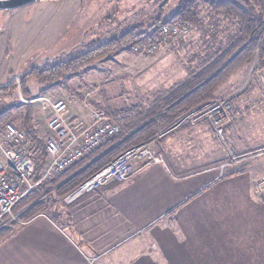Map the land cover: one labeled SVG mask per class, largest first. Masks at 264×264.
<instances>
[{
	"label": "crops",
	"instance_id": "1",
	"mask_svg": "<svg viewBox=\"0 0 264 264\" xmlns=\"http://www.w3.org/2000/svg\"><path fill=\"white\" fill-rule=\"evenodd\" d=\"M16 14L12 11L3 20V31ZM245 71L246 65L237 68L219 90L230 93ZM102 84L95 87L100 103L67 98L70 121H89L90 111L83 106L108 104ZM245 94H228L239 113L225 130L235 153L264 146L256 142L264 133L259 130L264 109L251 113ZM249 98L264 101L261 95ZM247 112L262 117L259 123L252 115L243 120ZM33 115L31 123L40 138ZM168 124L159 126L150 138H158L164 162L147 164L124 181H110L72 199L65 198L70 191L41 195L45 208L26 220L18 219L0 241V264H264V198L253 187L254 178L264 173V158L221 168L227 153L212 137L208 123L163 133ZM26 207L13 213L18 216Z\"/></svg>",
	"mask_w": 264,
	"mask_h": 264
},
{
	"label": "rangeland",
	"instance_id": "2",
	"mask_svg": "<svg viewBox=\"0 0 264 264\" xmlns=\"http://www.w3.org/2000/svg\"><path fill=\"white\" fill-rule=\"evenodd\" d=\"M163 1L40 0L14 8L13 11L17 14L7 22L6 29L0 31V86L7 85L14 77L19 79L22 74L34 65H40L47 61L58 62L77 55L100 42L106 41L108 38L122 33L137 23H143L145 26L150 25L158 16V7ZM208 1L210 0H207L206 3L200 2L196 6L197 14L201 21L199 25H194L187 34L172 40L151 55L141 56L132 52L121 53L118 57L112 55L108 59L101 62L98 61L99 63L94 65L92 70L86 68L80 71L77 76L69 78L66 81V87L60 84L43 93L40 92L38 83L32 79L26 85L31 94L29 97L22 95L20 86L18 88L17 85L19 83L16 82L17 90L15 92L0 96V122L11 121L15 126L23 129L20 117L25 112V106L30 104L32 106V115L34 114L33 116L39 124L40 138L38 139L44 144L48 135L45 119L49 117L50 107L47 102L41 100L30 103L24 102L21 100L19 92L24 99L46 95L61 97L65 101L68 100V97L76 99V92H79L86 100L92 101L96 99V102L100 103L101 101L97 97L99 91L98 89L95 90V87L102 82V85L105 86L104 90L109 97L108 105L111 108L118 110L137 103L148 106L154 97L182 79L197 64L201 56L210 54L218 46L224 45L229 35L236 31L235 22L227 20L222 11L213 10L209 6ZM176 4V0L171 1L164 8L163 15L170 17ZM11 12L7 10L0 12V25L3 15ZM7 16L10 17L9 14ZM107 16L110 17V21L102 23L101 20ZM245 65L246 71L242 81L230 93L224 89L220 91L219 88L233 72L216 88L214 91L215 98L205 100L194 107L206 106L213 101L222 99L230 101L235 116L226 125L223 133L224 141L229 148L225 130L238 118L239 113L234 109L231 102L232 99L228 98V94H231V92L238 95L246 93L243 97L246 98L247 96L245 103H247V107H251V113L264 109V101L249 100L251 95L252 98L257 95L264 96V71L258 67L256 58ZM87 81L88 85H86ZM81 87H85L86 91L80 92L79 89ZM91 108L93 109L94 107L83 106L84 111H91ZM249 112L242 119L247 121V115H252L250 118L259 123V119L263 117L262 128L259 130L264 132V116L259 118L256 115L249 114ZM200 122L208 123L212 137L225 148L224 143L213 136L211 124L207 120ZM167 123L170 125L171 121ZM168 125L162 128L163 133H165L164 131ZM255 125L258 127V124ZM157 132L154 134L155 136ZM150 138L141 143L152 140ZM153 139V142L158 145V138ZM39 140L34 141L38 142L40 149L41 143ZM256 142H264V133L261 136L258 134ZM259 147L262 148L264 146ZM230 150L232 151L231 148ZM232 152L235 153L234 151ZM258 157L264 158V156ZM46 159L47 157L44 163ZM44 163L39 175L43 171ZM51 190L54 195H57L54 193L53 188ZM11 222H16V220L9 221V223Z\"/></svg>",
	"mask_w": 264,
	"mask_h": 264
},
{
	"label": "trees",
	"instance_id": "3",
	"mask_svg": "<svg viewBox=\"0 0 264 264\" xmlns=\"http://www.w3.org/2000/svg\"><path fill=\"white\" fill-rule=\"evenodd\" d=\"M171 1L173 0H164L160 4L158 16L148 26L137 23L122 33L77 55L62 61H47L30 67L19 78L22 95L26 97L31 95L26 85L32 79L40 86L41 93L60 84L66 87V81L69 78L77 76L80 71L94 63L108 59L115 54L131 53V46L135 42L152 34L159 26L169 22L174 17L180 16L191 21L193 25L200 24L196 6L200 2L206 3L207 0H176L177 4L173 13L170 17H165L163 15L164 8ZM208 3L213 10L222 11L227 20L235 22L236 31L229 35L226 43L218 46L212 53L201 56L197 64L182 79L154 97L148 106L137 103L117 110L112 109L108 104L101 107L95 103L94 108L104 109L110 118L115 120L117 116H121L120 131L115 136L101 142L73 165L56 174L51 180L39 182L13 207L16 212L30 204L18 213L19 220H26L43 210L46 202L40 197L43 194L45 197H51L52 188L55 194L64 195L130 147L152 137L159 126L165 125L180 113L200 105L205 100L215 98L214 91L216 88L237 68L251 63L256 58L258 67L264 71V0H210ZM109 21L110 17L108 16L101 20L102 23ZM234 52L235 54L222 68L209 77ZM16 90V81L12 80L7 85L0 86V96L13 93ZM76 94L79 99L83 98L79 92ZM31 117L32 106L27 104L24 114L20 117L22 130L29 139L38 141L31 123ZM39 142L41 144L34 174L35 180L39 179L40 169L47 157L45 144H42L40 140ZM102 151L104 152L99 154ZM82 166L84 167L81 168ZM14 226H16V222L0 226V241L12 232Z\"/></svg>",
	"mask_w": 264,
	"mask_h": 264
},
{
	"label": "built area",
	"instance_id": "4",
	"mask_svg": "<svg viewBox=\"0 0 264 264\" xmlns=\"http://www.w3.org/2000/svg\"><path fill=\"white\" fill-rule=\"evenodd\" d=\"M193 23L180 16L159 26L152 34L146 35L131 46L132 53L151 55L172 40L187 34ZM14 77L19 83V79ZM18 88H19V84ZM22 101L30 103L41 100L48 103L50 114L46 122L48 135L44 144L47 159L39 179H34L38 162L39 144L28 139L26 133L11 121L0 122V226L9 221H19L13 213V207L39 182L49 181L54 175L73 165L80 158L96 148L101 142L115 136L120 131L121 117L110 118L104 109L93 108L90 120L70 121L67 118L68 105L61 97L38 95ZM228 99L213 101L206 106L192 108L178 115L164 132L182 124L194 125L207 120L213 129V136L224 143L227 161L219 165L223 168L229 163H237L258 156H264V147H257L239 154L233 153L224 141V128L235 113ZM165 157L153 140L132 146L109 164L93 173L78 184L66 196L72 199L76 195L94 190L110 181H124L133 172L150 163H162ZM254 191L264 198V173L254 178ZM20 222V221H19Z\"/></svg>",
	"mask_w": 264,
	"mask_h": 264
},
{
	"label": "water",
	"instance_id": "5",
	"mask_svg": "<svg viewBox=\"0 0 264 264\" xmlns=\"http://www.w3.org/2000/svg\"><path fill=\"white\" fill-rule=\"evenodd\" d=\"M36 0H0V9H11V8H16L20 7L23 5H26L28 3H31ZM235 54V52L215 71L213 72L209 77L213 76L216 74L218 70L222 68V66ZM208 77V78H209ZM184 96V95H183Z\"/></svg>",
	"mask_w": 264,
	"mask_h": 264
},
{
	"label": "flooded vegetation",
	"instance_id": "6",
	"mask_svg": "<svg viewBox=\"0 0 264 264\" xmlns=\"http://www.w3.org/2000/svg\"><path fill=\"white\" fill-rule=\"evenodd\" d=\"M36 1H40V0H36ZM33 2H35V1H33ZM33 2H31V3H33ZM28 4H30V3H28ZM27 5V4H26ZM24 6V5H23ZM21 7V6H20ZM13 9L14 8H11V9H0V12H3L4 10L6 11H13ZM9 13H6V15H3V18H2V23H1V25H0V27H1V29H0V31H2L3 30V20H5V18H7V15H8Z\"/></svg>",
	"mask_w": 264,
	"mask_h": 264
},
{
	"label": "bare ground",
	"instance_id": "7",
	"mask_svg": "<svg viewBox=\"0 0 264 264\" xmlns=\"http://www.w3.org/2000/svg\"><path fill=\"white\" fill-rule=\"evenodd\" d=\"M122 122V121H121ZM101 144V143H100ZM15 207V206H14Z\"/></svg>",
	"mask_w": 264,
	"mask_h": 264
}]
</instances>
